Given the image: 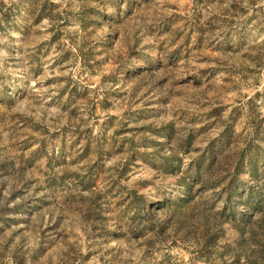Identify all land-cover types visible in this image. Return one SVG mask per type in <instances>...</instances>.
Instances as JSON below:
<instances>
[{"label": "rangeland", "instance_id": "1", "mask_svg": "<svg viewBox=\"0 0 264 264\" xmlns=\"http://www.w3.org/2000/svg\"><path fill=\"white\" fill-rule=\"evenodd\" d=\"M0 264H264V0H0Z\"/></svg>", "mask_w": 264, "mask_h": 264}]
</instances>
